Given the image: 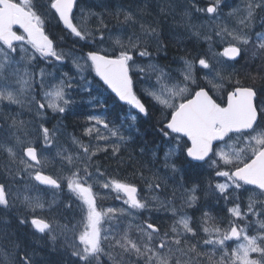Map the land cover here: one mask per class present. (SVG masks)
Segmentation results:
<instances>
[{"label": "snow or ice", "instance_id": "6c2138e0", "mask_svg": "<svg viewBox=\"0 0 264 264\" xmlns=\"http://www.w3.org/2000/svg\"><path fill=\"white\" fill-rule=\"evenodd\" d=\"M261 4L264 5V0H261ZM48 5H50V10H54L55 13L58 14L59 19L63 22L65 28H67L75 37H78L80 40L86 39L81 31L73 25V21L70 18L73 13L74 0H47V4L44 6L46 11L43 13L38 9L33 10V7L29 4V0H25L26 8L30 9V19L28 24L26 26L22 25L26 36L17 35L15 33L10 40L0 39V42L6 45L8 49V51L0 50L4 59L8 62L7 64L0 65V68H8L14 61V57L11 55V53L15 51L12 41H26L32 46L35 53H39L42 59L55 58L56 61L63 59L60 53L54 51V41L44 32L43 17L46 14H50V12L47 11ZM215 12H217L215 6L207 7V13L212 14ZM248 15L249 17L252 16L251 5H249ZM128 18L130 19V17ZM153 32H155V30H153ZM233 38L243 44H248V39L243 35L234 36ZM259 39L264 41V34H262ZM103 42L104 39L101 37L100 43L102 44ZM132 47L135 48L136 45L133 44ZM260 48L264 49V42L260 44ZM130 50L131 49L122 46L119 55H115L114 57L106 52L101 54L103 49L90 50L85 59V63L90 61L91 69L94 70L95 75L99 77V80L106 86V90H110L118 101L123 102V105L130 106L131 110L125 112L122 104H117L116 99L109 97L104 100L102 105L106 109L104 113H93L89 115L90 120L94 121L96 125H100L104 123V121L100 119V116L107 114L109 100H111L113 104H116V108L114 109L116 113L115 119L104 124V127L111 132L112 136L119 137L120 141H123L126 137L131 138L133 131L137 129V126L144 120L151 118L149 107L134 91L137 82L130 76V71L134 69L136 62L133 58L134 54H129ZM137 51L141 57H147L150 55L147 50L137 48ZM114 52L115 49H113V53ZM240 52L241 49L238 46H230L225 48L224 52L220 55L235 60L240 55ZM194 60L198 61L201 68L210 69V64L206 55L196 57ZM185 64L187 65V68L183 71V81H180V83L175 85L172 84L173 78L170 74H165L163 69H158L155 65L149 66L153 71L160 73V76L157 77L158 83H149V89H157L160 84L165 82L168 85H172L170 87L160 88L159 92H148V95L151 96L152 100L155 102L152 104L153 108H155L156 105H161L162 108L171 110L170 113L165 114V120L159 122L162 124V127L159 130L165 139L161 141L158 148H170L173 140L179 144L182 138L186 137L187 142H190L191 145L187 146V142H185L186 151H184L183 154L187 157V162L209 164L210 167L215 169L217 177L227 178V180L231 182V185L235 186L236 189H240L244 185H251L255 189H259L260 193H264V106L257 103L260 93H258L253 87L237 85L233 90L228 91L225 106L218 103L203 86L197 84L199 90L195 91V95L186 97L185 94L188 92V87H181L180 85L193 80L192 69L194 65L188 61H185ZM53 67H56V65L53 64ZM136 70L141 73L146 71L142 66H136ZM33 71H35V68H33ZM13 74L17 77L16 82L21 85L22 91L25 88L31 87L33 81H30L27 78L28 74L26 72L21 75L20 69H16ZM41 74L42 76L47 75L44 69H41ZM204 75L206 78L209 77L210 71L205 72ZM0 77H3L2 72H0ZM87 79V76H83L81 81L78 82L71 77V74H69L68 79H63L62 77V84L53 87L52 90L48 91H44V89L50 87V82L46 79H41L40 84L43 91V98L40 99L33 96L32 103H38L39 109L45 111L51 109L54 113L65 114L66 111H71L72 105L76 103L73 99V95H79L86 89L91 88L92 91L88 93V96L92 97L96 94L97 98L93 100L89 106H101V100L99 98L101 94L97 92L99 86L93 88L92 84L86 83ZM210 82L213 83V87H220V85L214 81ZM65 87L73 90L78 89V91H74L71 95H66L64 91ZM177 99H179V103H177ZM5 100L9 104H18L21 102L11 83L0 85V101ZM121 115H123V120L120 122V128L118 129L116 128V123ZM168 115H170V119L167 118ZM6 119H13L10 112ZM14 124L15 120L13 119V125ZM109 125H111V128ZM123 128H126L127 131L124 134H121L120 129ZM92 131V128L87 129V134H90ZM95 131L97 132V139H107V136L102 134L99 128H96ZM42 132L43 140L47 145L51 142L49 129L43 127ZM230 133L238 134L241 140L246 137V148L251 149L250 160L244 159L239 153L235 154V159L239 164H242V167L237 166L235 171L220 170V161H223L224 164L227 165L231 163V158L222 152L214 150V142L225 141V138L228 140L232 139V136L229 135ZM172 134H176V136H173ZM111 144L113 146V154H115V152L119 150L118 141H111ZM158 148L152 149V154L156 157L154 164L161 162L157 156ZM9 151H11V149H9ZM141 151L145 152V154L147 152V150L143 148ZM85 152H88L87 146H85ZM25 155L33 161L37 159V152L31 146L27 147ZM213 156H217L218 159H213ZM168 157L169 153H165L163 159L164 167L166 169L171 168L174 173L182 171V169L176 168L175 162ZM35 179L41 183L62 190V186L58 184L55 179L40 174H37ZM111 186L117 192L122 191L127 196L124 203L131 209H145L147 207L145 203H142L137 199L136 187L116 181H113ZM105 187H109V184L106 183ZM229 187V183L216 184V189L222 195L225 194L226 189ZM68 188L87 206L86 223L83 224L84 231L79 235V244L83 245V249L81 250L79 245L72 243V255L76 257L78 261L83 262V264H92V259H98L99 254L104 251L100 223L105 213L97 211L91 187L83 186V184L76 178L75 173L68 180ZM195 191L196 188L193 187L191 192L195 193ZM245 191H248V189H245ZM225 198L227 199V196H225ZM195 201L196 196L193 194L188 198L187 203L191 206ZM0 205H5L6 207L8 205V201L5 198V190L2 186H0ZM30 206L33 208L43 207V205L40 204H32ZM69 207H71V204H69ZM113 211L112 208L107 209L108 213H112ZM119 211L123 212V209H120ZM173 211L175 212V209ZM248 211L253 215H257L256 209L252 203L249 204ZM229 212L233 216L243 218L239 207L230 208ZM259 215H264V210H262ZM20 223L22 225H27L29 221L27 217H24L20 220ZM30 223L37 232L45 233L46 235L55 232V228L52 227L51 222H46L43 218H33ZM179 224L183 227L185 234L192 233V235H196L189 226L187 217L180 219ZM259 227L264 230V220L259 222ZM147 228L151 229L152 233L158 234L159 232L158 227L151 222L147 223ZM141 231H143V228H141ZM173 231L176 232V238L173 242L177 245V250L182 251V246L186 243V239L175 228ZM215 231L217 233V238L213 239L211 238V230L205 227V232L209 233V238L203 240L205 245H212L214 247L219 245L223 248L225 242L228 240H243V243H240L237 248L233 249L231 253V264H264V243H258V239L264 241V236L249 237L247 234H243L244 229H240L236 226H231L230 231L224 230L222 234L220 233L219 228ZM147 235L149 236V239L152 238L151 233H147ZM52 239L55 240L56 236L52 235ZM103 239L108 240L109 237L105 235ZM115 244L126 253L135 252L138 256L147 254L149 261H151L153 255H156L151 249H147L146 252L142 251L135 242L127 239L126 234L123 237L116 239ZM171 246L172 245L168 241L166 233L165 237L160 240V249L168 248L171 250ZM196 247L197 246H192L189 251L195 253ZM251 253H257L259 259H250ZM158 260L159 264H168L167 257L158 256ZM16 264H38V262H35L32 259V256L29 255L28 251L25 250L23 255L16 261ZM73 264H77V262L73 261Z\"/></svg>", "mask_w": 264, "mask_h": 264}, {"label": "rangeland", "instance_id": "374dc122", "mask_svg": "<svg viewBox=\"0 0 264 264\" xmlns=\"http://www.w3.org/2000/svg\"><path fill=\"white\" fill-rule=\"evenodd\" d=\"M175 1L177 2L178 6H181V7H179L180 8L179 10L181 12L182 11L186 12V10L187 11L189 10V9L185 8L184 4L181 5L180 3H178L179 0H175ZM236 1H237V3L235 6L231 5L230 7H227V5H226V7L228 9L227 8H225V9H227V10L218 8L217 15L215 17H213V20L216 21V26L210 25L208 23L209 22L208 20H204L200 17L201 15H204L205 10L204 11L200 10L196 14H195V12H192V13H193L194 17L201 19L203 23H207L206 25L200 24L199 22L194 21L193 24H189L188 26H186L183 23L181 18H180L181 19V22H180L179 17H176L175 18V24L176 25L174 27V30H175L174 38L179 36L178 38L182 39V37H184L185 34H187L186 38H189L190 35L202 37L201 39H206V41L208 42L207 50L209 51V50L215 49V47L212 44H210V42H212L213 44H216V43L219 44L220 48L224 47L227 43H231V45H237V46L241 45L243 43H241L238 40H235L233 37L243 35L248 39V44H244L246 46V48L248 46H251L254 48V52L256 53L257 49H259V47H260V44L256 38L249 36L251 31H253V30H250L252 25L249 23V20H250V18L252 20V17H249L248 9H249V5L252 6V10L255 7L259 6L261 4V0H236ZM109 2H112V3H114L115 6H117L116 7L117 13L118 12L121 13V10L125 9L124 6L123 7L120 6L121 0H109ZM162 2H165V0H162ZM127 3L130 5L129 6L130 9L131 10L133 9L132 11L140 10L139 6H141V7L147 6V8H150L151 6L154 5V6H157V8L159 9V12H161V9H160L161 0H152V1L151 0H149V1L148 0H141L142 5L139 3V0H128ZM229 3L233 4L234 2H232V0H230ZM104 5L107 6L108 1H106L104 3ZM168 8H169V5H168L167 9ZM142 9L144 10L143 7H142ZM124 12L126 14H128V11L124 10ZM197 14L200 16H198ZM170 15H171V17H175L174 16L175 12H171ZM228 15L230 18H226ZM128 17H130V19ZM128 17L125 16L126 24L128 27L130 26L131 28H136V30H138L140 32V34L138 35L139 41L144 42V44L146 43V44L151 45L153 47L155 46L156 50H158V45L162 46L161 41L155 39V37H154L155 35L153 33H150L151 37H149L146 35L145 31H143L142 29H138L139 25L141 24L140 20L138 21V19H137L136 22H133V17L132 16H128ZM186 18L189 20L190 16H186V13H185L184 19H186ZM135 24H137V25H135ZM227 24L229 25L228 30L221 29L222 25L226 26ZM141 25H143V24H141ZM163 25H164V27H163L164 29L163 28L161 29L162 35H167L168 34V24L166 22H164ZM135 26H137V27H135ZM143 26H148V25H143ZM262 34H264V33H262ZM262 34H260L258 37H260ZM101 37L102 36H99L98 38L100 39ZM103 37H104V42H105V40H107L109 43H111L113 45L114 44L118 45L120 43L128 44L126 41L127 38L124 36V28H121V30L119 32L118 31L107 32L106 34L103 35ZM134 38L136 39V40H134V42L131 40L133 42V44H135L137 41V37H134ZM261 42H264V41L261 40ZM104 45H105V43H104ZM137 48L145 49V46L143 44H140V46H138ZM18 49H19L18 53L21 55V57L25 63H27L32 58V55L35 54L34 51H32L27 46H20ZM109 50H110V48H109ZM68 54H69V56L70 55L75 56L74 58L73 57L72 58L70 57V58L74 61V66L77 67L76 71H79L80 80H81L83 76H86V71L84 69L88 65V62L85 63V58H83L82 56H77L73 52H69ZM0 60L3 61L5 59H4V57H2L0 55ZM143 61H142V64L136 62V65L134 66L135 70H136V66L144 67L146 69V71L144 72V76L146 77L145 81H147V82H145V86H146L147 90L159 92L160 88L170 87L172 85H168L165 82V83L160 84L157 89H149L148 84L149 83L157 84L158 83L157 77L160 76L159 72L153 71L152 68L149 66L155 65L156 68L163 69L165 74H170L171 77L173 78L172 84L175 85V84L180 83V81H183V71L186 70V68H187L185 61H188V60H180L179 59V60H177L178 65L174 64L173 67L172 66L170 67L167 64H164V65L159 64L154 60H151L149 62H143ZM188 62H191V61H188ZM196 69L197 68H195V65H194L193 69H192V75H194L196 73ZM3 71H4V68H0V72L3 73ZM136 71H138V70H136ZM24 72L25 71L23 69H21V71H20L21 75H23ZM207 72H209V71H207ZM204 73L205 72H199V77H198L199 82L201 84H206L209 87H213V83L210 82V81H214V79H212L213 76L211 75V76L206 78ZM55 76L56 75H53V76L51 75L50 79L48 80V82H50V87L47 89V91L52 90L53 87H56V86H59L60 84H62V77H63V79H66L64 76H62V73L59 74L58 79H56ZM39 77L41 78V75ZM41 79H43V78H41ZM249 79L252 80V78H250V77H249ZM16 81H17V77L14 74H11V76L3 75V77H0V85L11 83L12 87L15 89L16 93L18 94V98L21 101L18 104H9L6 100L0 101V110L3 111L2 113H0V119L2 116H8L9 112L12 114V117L14 119V114L16 112V109H19V110H29L30 109V106L28 104V101H29L28 93H26L25 90L22 91L21 85L19 83H17ZM86 83H89V80H87ZM190 83H191V81H188L185 84H181L180 86L181 87L187 86L188 92H191ZM219 88H215V89H219ZM24 91H25V93H24ZM44 91H46V89H44ZM64 91H65L66 95H71L74 91H78V89L73 90V89H68L67 87H65ZM188 92L186 93V95L188 94ZM73 99L75 100V95H73ZM262 101H264V96L262 97ZM4 107H7V111H4ZM4 113H5V115H4ZM100 119L102 121H104L103 116H100ZM10 123H11V120L9 119V122L7 123V125L5 127V129L7 131H9ZM93 125H95V127H97V125L95 124L94 121H93ZM23 128H24V124L15 122V126H14V132L15 133H22ZM117 128L119 129V127H117ZM103 134L107 136V139L117 137V136H112L111 132L108 129H107V131H104ZM29 138L30 137H28V140H29ZM19 142H21V141H19ZM24 142H27V141L25 140ZM180 143L178 144L175 140H173L170 148L168 147V149L166 150V153H169L168 158L170 160L173 158L174 154H176L178 152V147H179ZM246 144H247V138L246 137L243 140H241L239 136H234V137H232V139L227 144L223 145L219 149V152H222L226 156L230 157L231 163L238 162L235 159L236 153H239V155L243 156V151H246L249 155H251V149L246 148ZM78 148H80V150H82L83 148H85V146L82 145L81 143L77 142L76 149H78ZM81 155H83V154H81ZM72 162H73L72 159H68L67 164L63 168H61L60 166L58 167V169H59L58 175L60 176V177H58V180L61 183L64 180H66L67 178H69V176H67L66 174H68L67 171L70 170V166L72 165ZM155 171L157 172L156 173V179H150L148 182V186L146 187V193L140 194L139 195L140 198L138 197L140 202L145 203L147 205V207L145 209H141V210L144 211L146 209H152V210L161 211V212H163V214H165L164 212L173 213V210L176 209L174 202L170 201L168 198H166L164 196H161L160 193H156L155 192V186L164 185L167 189H172L173 190L172 191L173 192L172 197L174 199H176V197H178L177 192H179L181 194H185L186 191L183 188L179 187V185H176V186L166 185L168 183L169 179H172L173 181L178 182V179L176 177L178 174H177V172L174 173L171 168L166 169L163 165V166H160L159 170L157 169ZM85 177L86 178L84 180L80 179V182L86 187L90 186L91 189H98L99 187H101V190H99V196L100 195H102V196L108 195L110 193V191L113 189V187L111 186L112 182H110V180L103 179L97 173L96 174H88ZM225 179H227V178H225ZM226 181L229 184H231L230 181H228V180H226ZM106 183L109 184V187H105ZM95 194L97 196V191H95ZM49 195L51 197L47 201H50L52 203H50V204L36 203V204L43 205L42 208L41 207L33 208L31 206H27L24 208V206H21V207H18L20 209H18L17 207H12L11 209H8V210L5 209L6 212L15 216L14 218H16L17 221L20 222V220L22 218L27 217L29 223L27 225L21 224V226H20L16 222L8 223V221H6L4 219V225L2 224L4 229H5L3 232V234H4L3 239L5 240V238H6V240L3 243V239H1V242H0V248H1L0 249V256H1L0 257V261H1L0 264H16L17 259L21 255H23V252H21V251H25V250L28 251L29 255L32 256V259L35 262H38V264H49V263L50 264H70V262H71L70 258L73 259L74 256L67 250V248L72 249L71 245H72V243H75V244L79 245V247L82 249L83 245L79 244V235L81 232L84 231L83 224L86 223V216H87V210H86L85 206L83 205V203L80 204L81 207L83 208V212H78V209L73 208V210L66 213L65 216H64V214H62V215L58 216L59 218L54 217V220H52V222H51V225L55 228L54 233H49V234L44 235L42 237L41 235L39 236L38 234H36L32 228H29L30 221H31L33 214L38 215L37 213H39V215H41L42 213H44V211H46V209L48 210V212H50L51 211L50 209L55 207L58 193L53 192V191H49ZM250 203H252L254 205L255 209L261 210L259 207L260 203L257 199L256 194H254V193L249 194V204ZM33 204H35V203H33ZM3 207H0V212L5 211V210H3L4 209ZM185 207H186V205L181 204V206L179 207L178 210L179 211L183 210ZM13 208H15V209H13ZM111 208L114 210L112 213L107 212V209H109V208H105L102 210V212L105 213V215L102 217V220L100 223V228H101V233H102L101 234L102 246L104 249V251H102L100 253L101 255H108V258L110 261L115 260V257L113 255V252L115 251V246H114L115 240L117 238H119V234L122 231L131 230L134 228V231L132 232L134 234V237H132V240L137 245H139V240L143 239V242H144L143 243V245H144L143 251L146 252L147 249H151L152 252L156 254V255L152 256L151 261H149L148 255L145 254L147 259H148L147 264H159L158 256L167 257V260L169 263L171 253L173 251L172 248H171V250L166 248L164 250V252H156L152 247L149 248L147 246L146 241L144 240L145 235L149 238V236L147 235L148 231L144 230V229H143V231H141V228L143 227V225L139 224L133 217H132V219H129L128 218L129 214L127 213V210H125L123 207H120V208L111 207ZM120 209H123V212L119 211ZM137 210H140V209H137ZM3 213H5V212H3ZM251 216L253 218L251 221L253 223V225L247 224V227L252 228L251 229L252 231L256 227L255 229H256V231H258L260 229L259 222L263 219L260 217L259 212H257V215L251 214ZM119 217H122L126 222L120 221ZM0 220H1V218H0ZM0 223H1V221H0ZM173 229H174V227H173ZM173 229H172V236L176 237V232H174ZM176 230L181 234L179 229H176ZM214 234H215V231L214 230L211 231V236H213ZM243 234H247V229H246V232L244 231ZM52 235L56 236L55 240L52 239ZM74 235H77V237H74ZM105 235H107L109 237L108 240L103 239V237ZM249 237H251V236H249ZM255 237H260V236L258 234H256ZM20 238L21 239L23 238V239L21 240ZM55 241L60 243L59 247L54 244ZM259 241L260 240L258 239V243H259ZM14 242H16V243H14ZM9 243H12V244H9ZM27 243H28V245H27ZM240 243H243L242 239L236 240L234 242V248L233 249L237 248ZM4 245L6 246V248L4 247ZM19 245H20V247H19ZM17 246H18V249H17ZM14 247L16 248L15 250H14ZM1 253L3 255H1ZM251 255H252V253L250 254V256ZM47 259L52 260L54 263L50 260H47ZM175 261L177 264H199L198 263V257L195 254H193V252H190L189 250H187L185 252H184V250H182V251L179 250L177 255H176ZM11 262H13V263H11ZM210 264H215V262L210 263Z\"/></svg>", "mask_w": 264, "mask_h": 264}, {"label": "trees", "instance_id": "16d2710c", "mask_svg": "<svg viewBox=\"0 0 264 264\" xmlns=\"http://www.w3.org/2000/svg\"><path fill=\"white\" fill-rule=\"evenodd\" d=\"M128 0L123 1V6L125 8L130 9V5L127 3ZM177 2L175 0H165V2H162L160 4L161 12L159 13V9L157 6H152L149 10V16L152 18V24L150 25H157L158 21H164L168 24V34L162 35V39L166 40L167 43V52L170 54L172 52V58L178 59V57H191L201 55L202 53H205L206 51V42L205 41H199L196 38L190 37L186 38V36L182 37V39H178V37L174 38L175 35V18L181 17L182 12L176 7ZM169 5V8L167 9ZM116 7L114 3H109L107 6L103 5V0H79L77 4V10L75 12V15L77 17L76 21V27L79 31H81L82 35L85 36V40H80L78 37L72 36L71 34L67 33L63 30L61 25L55 24L54 22H49L44 25V29L48 36L54 41L55 47L58 50H63L62 46H65L68 49L73 50L74 53L77 54H83L85 55L90 50H98L103 49L102 44L98 40V35L102 36L108 31H118L117 29L123 28H129L126 24V21L124 20V12L123 13H117ZM174 7V8H173ZM181 7V6H178ZM138 11H131V15L135 14L140 15L142 12H147L142 9L141 6H139ZM133 10V9H132ZM84 12H87L85 14ZM175 12V17H171L170 13ZM184 15H185V11ZM82 14H84L82 16ZM169 17L171 19H169ZM81 25H79L80 23ZM172 25V26H171ZM158 26V25H157ZM131 28V27H130ZM125 30V34L131 36V33H133L135 30ZM137 32H135L136 34ZM105 45H107V50L111 53L113 52V49H115V52L111 55L117 54V48L116 45L111 43L104 42ZM130 44V43H128ZM126 44L125 47L131 49L133 51L132 45ZM110 48V50H109ZM155 48V46L153 47ZM149 50V49H148ZM150 51V50H149ZM103 52V51H102ZM157 52V50H156ZM159 53L153 52V56H157L160 53H163L166 55V50H160ZM64 54V53H62ZM164 57H160L159 59L161 61L165 60ZM194 59V58H193ZM247 62L250 64V66L246 67V65H243L242 60H238L235 64H233L227 71L228 74V80L230 82H233V85H230V87L237 86V85H245L246 80L250 78H253L254 81L257 83V85H264V52L262 53V56L259 57V60L249 58L247 59ZM243 65V66H242ZM89 78L91 79V84L93 85V88H97V92L101 94L99 96L101 100V106H95V111L102 110L103 108V102L105 99L111 97L112 99H115L106 89L105 87L93 76L91 68H88ZM64 71H72L67 64L64 66ZM73 72V71H72ZM223 72V76L225 74ZM74 77H78L77 71L73 72ZM224 80H222L223 82ZM237 82V83H236ZM256 85V86H257ZM258 87V86H257ZM259 91L262 92L264 95V87L262 89L258 87ZM92 89H86L84 93H80L79 96L86 95L88 96V93L91 92ZM136 92L139 97L143 99V101L147 104L150 111V119L144 120L141 124L137 126V129L133 131L131 138H125L124 141H120L121 147H120V156L113 154V146L111 142H105L102 144V147H99V150L91 155V164H96L99 167H103L104 169L110 171L111 173L116 174L119 179L129 182L131 184H136L139 188V190L145 191V188L147 186V183L150 179H156V171L159 170L161 163L154 164V160L156 157H153L152 149H157L158 145L155 146L156 143H161L163 140V135L160 132V128L162 127V124L159 122L165 120V114L170 113L169 110H165L160 108V106H156L155 108L152 107L151 99H148L144 96L142 92H139L138 87H136ZM89 97V96H88ZM94 99L97 98L96 94L92 96ZM117 104H120L117 102ZM258 104H262L264 106V101H262L259 96L257 100ZM125 112L130 111L127 106H124ZM116 108V104H113L111 100H109L108 106H107V120L108 122L115 119L116 113L114 109ZM80 114L75 115V121L73 122V129H76V132H82L84 131L87 121L85 120L86 117L83 118V116L89 114L91 110H88L86 107H80ZM106 111V110H105ZM122 116V115H121ZM170 115L167 116L169 118ZM120 121V118L117 122ZM66 128H68L66 126ZM75 133V130H73ZM127 131L126 128L122 131V133H125ZM158 138V140H157ZM141 140L138 142V147H134V142L136 144V141ZM102 141V139H100ZM185 140H182V146H185ZM127 143V144H126ZM151 143V144H149ZM101 144V143H100ZM146 149L147 152H142L141 149ZM136 150V153L134 152ZM184 147H182L179 151V153L175 156V165L176 168L182 169V171L177 172V179L180 184L183 183L186 188H192L195 187L196 189V207L189 210L190 214L192 216V227L196 231V235H193V237L188 238L186 240V243L184 244L185 249H190L192 246L196 247L195 254L202 257L203 254L201 252L202 248V226L205 219H210L208 221V226L214 225V222L218 223L219 227H223L225 224L223 221L226 217V211L224 208V200L227 206L230 205H241L245 206L246 199H247V193L249 191H255V189H252L247 186H243L241 189H231L228 194L226 195H219L217 192L213 190L212 185V176H214V172H211V169L206 164H198V163H189L187 162V159L185 155L183 154ZM101 153L99 157H94V154ZM163 153V147L158 148L157 156L160 158ZM150 156V158H149ZM110 160H114L115 163H110ZM109 167V168H108ZM115 167V169L113 168ZM111 168V170H110ZM117 168V169H116ZM119 169V170H118ZM170 184H173V186H176L175 183L169 182ZM215 184V182H213ZM245 189H248V191H245ZM142 192V191H141ZM259 196L261 194L257 192ZM227 196V199L225 198ZM217 203V204H216ZM211 217V218H210ZM149 222L153 223L155 226L158 227L159 232L153 233V238L149 239L146 237L145 241L148 245V247H152L157 252H162L164 249H159L158 245L160 244V240L165 237V234H168L169 231V225L172 221V217L170 214H162L157 211H154L149 215ZM145 216H141V221L144 220ZM162 235H159V234ZM159 235V236H156ZM168 241L171 243V238L167 235ZM143 240H139V247L142 249L144 248ZM158 244V245H157ZM117 247V248H116ZM115 249H119L117 245H115ZM166 249V248H165ZM124 252V251H123ZM126 253V252H125ZM198 253V254H197ZM129 255V259L135 258L136 264H147L148 259L146 255H137L135 252L127 253ZM206 254L208 252L206 251ZM115 256H118V251L115 252ZM209 256V255H208ZM207 256V257H208ZM170 260H174L173 255H171ZM228 260V259H226ZM213 263V260H209V257L207 259L204 258L200 264H210ZM129 264V263H128Z\"/></svg>", "mask_w": 264, "mask_h": 264}, {"label": "flooded vegetation", "instance_id": "af4514ba", "mask_svg": "<svg viewBox=\"0 0 264 264\" xmlns=\"http://www.w3.org/2000/svg\"><path fill=\"white\" fill-rule=\"evenodd\" d=\"M188 1L189 0H185L186 9L194 10L196 13L201 10L196 0H192L195 3V6H193L192 2L191 5L188 6ZM262 6L264 7V5ZM142 7L144 8V10L150 9L147 8V6H142ZM30 62L32 63L31 65L27 67L25 66L23 67L20 65V63H16L15 61L10 65V67L6 68L3 71V75L11 76V74H13L16 69H20V71L21 69H23L28 74L27 78L30 81H33V83L31 84L30 88L24 89L26 93H28V99H29L28 104L30 106V109L29 110L16 109V112L14 114L15 122L24 124L22 133H10V132L7 133L5 127L9 122V119H6L7 117L6 116L2 120H0V148L3 146L5 149L3 156L0 157V174H1L0 184H3L4 181H6L9 184V182L10 183L12 182L11 179H14V182L11 183L14 184L12 186L21 185V183L33 185L36 184L35 176L37 174H46L58 180V178L55 175H53L54 172H57V170L55 169L54 166L55 165L53 162L54 158L51 150V148H54L57 144L58 133L55 131L54 125H57V117L59 119L64 120L65 118L64 115L67 114L69 111H67V113L65 114L57 115L51 109H47V111H45L39 109L38 103L36 104L32 103L33 96L42 99L41 97L42 94L38 86V80H39V73L41 72V69L44 68L38 67L42 62L41 60L37 61L36 59H32ZM50 63L52 64V62ZM245 65L246 67L250 66L248 62H246ZM33 68H35V71H33ZM45 72L47 75L41 76V78L44 79L48 78V73L46 70ZM141 78L143 79V77ZM10 120L11 123L9 126V131L13 129L15 126V124L13 125V119ZM43 127H47L49 129L51 142L47 145L45 144L42 137ZM52 130L54 131V133L52 132ZM28 137H30L29 140ZM25 140L27 141L26 143L29 144L28 146L33 147L36 150V152L41 154L44 153L41 164L37 166L32 165L31 167L32 169L27 171H25L27 168L22 169L23 165L27 162L23 158V156L25 155V151L27 149V146H23ZM14 141H21V142L18 144H13ZM9 149H11V151H9ZM113 161L114 160H112L111 162Z\"/></svg>", "mask_w": 264, "mask_h": 264}, {"label": "bare ground", "instance_id": "6f19581e", "mask_svg": "<svg viewBox=\"0 0 264 264\" xmlns=\"http://www.w3.org/2000/svg\"><path fill=\"white\" fill-rule=\"evenodd\" d=\"M106 1H108V4L109 3H111V2H109V0H103V5H104V3L106 2ZM123 1H126V0H121V3H120V6L121 7H123ZM152 1V0H151ZM197 1V0H196ZM191 2H192V4H193V6H195V3L192 1V0H189L188 1V6H190L191 5ZM139 3L141 4V0H139ZM178 3H180L181 5L182 4H184L185 6H186V4H185V2L183 1V0H179V2ZM142 5V4H141ZM177 5V4H176ZM152 7V6H151ZM150 7V8H151ZM178 9H179V7H178V5L176 6ZM125 8V7H124ZM76 10H77V6L76 7H74V9H73V11H74V13L76 12ZM124 10H126V11H128V14H126L125 12H124ZM124 10H121V13H123L124 12V20L126 21V19H125V16H132L133 17V22H136L137 21V19H138V21L140 20V22H141V24H143V25H148V26H143V25H139V27H138V29H142L143 31H145V33H146V35L147 36H149V37H151L150 36V33H153L155 36V39H157V40H159V41H161V45L162 46H159V48H158V50H157V52H156V48H153V46H151V45H148V44H144V42H141V41H139L138 40V35L140 34V32L138 31V30H136V28H130V26H129V30L131 31V30H135L133 33H131V36H129V35H126L125 34V32H124V36L127 38V43H129L131 40L134 42V40H136L134 37H137V41H136V43H135V45H136V47H138V46H140V44H143L144 46H145V49H149L150 51H152V52H155V53H159L158 51H160V50H163V51H165L166 50V52H167V43H166V40L165 39H162V31H161V29L164 27V21H158V23H157V25H149V24H152V18H150V16H149V13H148V10H145V11H147V12H142L140 15H138V14H135V16L132 14V15H130L133 11L131 10V9H129V8H125ZM132 11V12H131ZM85 14H87V12H84ZM120 13V12H119ZM134 13V12H133ZM160 13V12H159ZM84 14H82V16H83ZM183 16V17H182ZM182 16L180 17L181 19H182V21H183V23L186 25V26H188L189 24H193L194 22L193 21H190V20H188L187 18L186 19H184V13H183V11H182ZM179 18V19H180ZM169 19H171L170 17H169ZM181 19H180V22H181ZM135 25H137V24H135ZM135 27H137V26H135ZM121 28H123V27H121ZM121 28L120 29H117L118 30V32L121 30ZM127 28H124V31L126 30ZM127 29V30H128ZM164 29V28H163ZM153 30H155V32H153ZM108 32H110V31H108ZM135 32H137L136 34H135ZM107 33V32H106ZM105 33V34H106ZM104 35V34H103ZM102 35V36H103ZM184 36H187V34H185ZM190 37H193V38H196L197 40H199V41H205L206 42V51H205V53H208L209 51L207 50V45H208V42L206 41V39H201L202 37H199V36H194V35H190ZM252 37V36H251ZM254 38V37H253ZM179 39V38H178ZM105 42L106 43H108V41L107 40H105ZM231 45V43H227L224 47H221L222 49H224V48H226V47H229ZM238 46H243V47H245L246 48V46L244 45V44H241V45H238ZM259 49H260V47H259ZM259 49H257V51H256V53H258L259 54ZM246 50H247V52H249V53H252V54H255V52H254V48L253 47H251V46H248L247 48H246ZM172 56V52H170V54L167 52L166 53V55L164 56V60H165V63H163V61H161L158 57H156V56H154L153 57V60L154 61H156L157 63H159V64H162V65H164V64H167V65H169L170 67L172 66L173 67V65L175 64V65H178V61L177 60H188V61H192V59L193 58H195L196 56H194L193 58H191V57H183V56H180V57H178V59H175V58H172L171 57ZM198 56V55H197ZM163 57V56H162ZM142 61H143V59H141L140 57H137V58H135V62H138V63H140V64H142ZM143 62H149V61H143ZM246 62L247 61H245L244 63H243V65H245L246 64ZM242 65V66H243ZM195 68H196V66H195ZM220 69V70H219ZM215 68V67H212V68H210L208 71H210V76L212 75L213 76V78L212 79H214V81L217 83V84H219L220 85V88L219 89H229L230 88V81L228 80V73L227 72H225V71H221V70H228V68L227 67H220V68ZM196 72H197V69H196ZM223 72H225V74H224V76H223ZM134 73L137 75V77H138V79L140 80V81H145V79H146V77L144 76V72L143 73H141L140 71H136L135 70V68H134ZM141 77H143V79L141 78ZM198 77H199V72H198ZM220 80H224L223 82H221ZM198 83H199V85H201V86H203L204 88H212V89H215V87H209V86H207L206 84H201L200 82H199V80L197 81ZM237 83V82H236ZM246 84L245 85H240V86H250V87H253V88H255L256 90H259L258 89V87H260L261 89H262V87H264V85H257V83L254 81V79L252 78V80H250V79H247L246 80V82H245ZM258 87H257V86ZM194 91V89L193 88H191V92H193ZM258 92V91H257ZM259 93H260V95H259V98L262 100V97L264 96L263 94H262V92H260L259 91ZM75 130V137H76V140H77V142H79V143H81L82 145H84V146H87L85 143H84V137H85V135H87V133L85 132V131H83L82 130V132L80 133V132H76V129H74ZM157 140H158V138H157ZM139 141H141V140H138L137 139V141H136V144H135V141H133L134 142V147H138V142ZM127 144V143H126ZM149 144H151V143H149ZM161 143H156L155 144V146L156 145H160ZM29 144L28 143H26V142H24L23 143V146H27V147H29L28 146ZM87 148H88V152L91 150V148H90V146H87ZM74 149L77 151V152H79V154H85L86 152H85V148H83L82 150H80V148H78V149H76V146L74 147ZM135 153H136V150L134 151ZM152 154V153H151ZM101 155V153H96V154H94V157H99ZM120 156V155H119ZM154 157V156H153ZM149 158H150V156H149ZM161 158V157H160ZM159 158V159H160ZM160 163L162 164L161 166H163V159H160ZM5 165V164H4ZM109 168V167H108ZM114 169H115V167H113ZM5 169V168H4ZM117 169V168H116ZM110 170H111V168H110ZM119 170V169H118ZM1 175V174H0ZM10 183V182H9ZM12 185H14V184H12ZM14 186H6L5 188L6 189H12ZM217 204V203H216ZM4 208V207H3ZM18 208V207H17ZM25 208V207H24ZM23 208V209H24ZM13 209H15V208H13ZM18 209H20V208H18ZM17 209V210H18ZM5 210V209H4ZM25 210V209H24ZM47 210V209H46ZM28 211V210H27ZM4 212V211H3ZM5 212H6V210H5ZM17 212V211H16ZM40 212V211H39ZM42 212V211H41ZM20 213V212H19ZM17 214V213H16ZM29 214V213H28ZM33 214V213H32ZM38 215H39V213H37ZM20 215V214H19ZM34 215V214H33ZM29 217V216H28ZM33 217V216H32ZM16 219V218H15ZM52 219V218H51ZM4 225V219L2 218L1 219V223H0V242H1V239L3 238V236H4V234H3V232H4V227H3V225ZM53 227V226H52ZM30 233V232H29ZM34 233V232H33ZM35 235V234H34ZM159 235H162L161 233L159 234ZM159 235H157L156 234V236H159ZM46 237V236H45ZM21 239V238H20ZM23 239V238H22ZM21 239V240H22ZM4 240V239H3ZM5 240H6V238H5ZM12 240V239H11ZM25 240V239H24ZM19 241V240H18ZM23 242V241H22ZM14 243H16V242H14ZM9 244H12V243H9ZM23 245V244H22ZM26 245V244H25ZM27 245H28V243H27ZM8 246V245H7ZM15 246V245H14ZM3 247V246H2ZM19 247H20V245H19ZM1 249V248H0ZM16 248L14 247V250H15ZM17 249H18V246H17ZM22 250V249H21ZM20 250V251H21ZM33 250V249H32ZM4 251V250H3ZM2 252V251H1ZM8 252V251H7ZM6 252V253H7ZM13 252V251H12ZM15 252V251H14ZM17 252V251H16ZM21 252H24V251H21ZM5 254V253H4ZM1 255H3L2 253H1ZM11 256V255H10ZM9 256V257H10ZM22 256V255H21ZM1 257V256H0ZM8 257V256H7ZM42 258V257H41ZM9 259V258H8ZM11 259V258H10ZM37 259V258H36ZM39 259V258H38ZM18 260V259H17ZM45 260V259H44ZM47 260H50V259H47ZM6 261V260H5ZM9 261V260H8ZM16 261V260H15ZM37 261V260H36ZM46 261V260H45ZM44 261V262H45ZM50 261H52V260H50ZM49 261V262H50ZM1 262V261H0ZM4 262V261H3ZM43 262V263H44ZM53 262V261H52ZM11 263H13V262H11ZM54 263V262H53ZM50 264V263H49Z\"/></svg>", "mask_w": 264, "mask_h": 264}, {"label": "water", "instance_id": "95a60500", "mask_svg": "<svg viewBox=\"0 0 264 264\" xmlns=\"http://www.w3.org/2000/svg\"><path fill=\"white\" fill-rule=\"evenodd\" d=\"M20 1H25V0H20ZM74 2H75V0H74ZM56 16L59 19L58 14H56ZM29 19H30L29 13L27 11H25L24 9H22L19 5L13 4L12 2H9L7 0H0V39H9L10 40L12 35H14V33L12 31L13 28H16V29H18L24 33V27H22V25L26 26L28 24ZM59 21H60V19H59ZM60 22L62 24V27L65 30L69 31L67 28H65V26L63 25V22L62 21H60ZM13 42H16V41H12V43ZM121 103H123V102H121ZM216 142H218V141H216ZM216 142H214V143H216Z\"/></svg>", "mask_w": 264, "mask_h": 264}]
</instances>
